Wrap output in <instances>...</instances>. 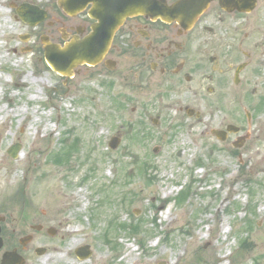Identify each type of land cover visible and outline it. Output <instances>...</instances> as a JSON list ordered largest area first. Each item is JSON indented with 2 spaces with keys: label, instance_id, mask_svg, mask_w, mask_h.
<instances>
[{
  "label": "rangeland",
  "instance_id": "374dc122",
  "mask_svg": "<svg viewBox=\"0 0 264 264\" xmlns=\"http://www.w3.org/2000/svg\"><path fill=\"white\" fill-rule=\"evenodd\" d=\"M5 38L0 65L15 69L0 78V107L25 111L0 113V211H18L25 199L47 210V229L56 230L46 234L47 254L31 264H264V150L201 135L185 114L163 112L154 125L156 102L109 69L77 66L65 84L41 50L12 53L17 42ZM29 70L45 83L27 80L9 99L5 79ZM235 171L236 185L228 180ZM65 228L90 235L64 254L53 246L70 238ZM84 245L90 255L81 259L74 252Z\"/></svg>",
  "mask_w": 264,
  "mask_h": 264
},
{
  "label": "flooded vegetation",
  "instance_id": "af4514ba",
  "mask_svg": "<svg viewBox=\"0 0 264 264\" xmlns=\"http://www.w3.org/2000/svg\"><path fill=\"white\" fill-rule=\"evenodd\" d=\"M58 1L0 0V35L17 42L12 53L44 54L47 40L63 46L89 33L92 4L79 7L70 0L67 12ZM151 4V11L120 23L98 64L82 66L109 69L130 92L156 102L154 125L163 112L185 114L201 135L237 149L264 150V0ZM76 69L61 75L65 84ZM20 201L18 211H0V264L5 252L31 264L32 256L47 254L46 234L56 231L47 229V210Z\"/></svg>",
  "mask_w": 264,
  "mask_h": 264
},
{
  "label": "water",
  "instance_id": "95a60500",
  "mask_svg": "<svg viewBox=\"0 0 264 264\" xmlns=\"http://www.w3.org/2000/svg\"><path fill=\"white\" fill-rule=\"evenodd\" d=\"M67 3L70 0H66ZM81 7L88 1L92 3L89 15L95 19L91 25V31L81 40H73L60 47L47 40L44 45V56L52 69L69 76L73 67L82 63L94 65L98 63L106 53L115 29L123 22L125 17L155 8L152 0H71ZM59 6L65 11H70L65 0L59 1ZM159 10V9H158ZM119 142L118 137H111L109 146L114 148ZM20 144L15 143L8 149L11 157H16ZM53 234V232H51ZM41 253V252H40ZM75 254L83 259L90 255L87 245L75 250ZM14 252H5L1 264H23L22 259Z\"/></svg>",
  "mask_w": 264,
  "mask_h": 264
},
{
  "label": "bare ground",
  "instance_id": "6f19581e",
  "mask_svg": "<svg viewBox=\"0 0 264 264\" xmlns=\"http://www.w3.org/2000/svg\"><path fill=\"white\" fill-rule=\"evenodd\" d=\"M12 66H13L12 71L14 72L15 63H13ZM36 71H37L36 75H40V73H41L40 71L41 70L37 69ZM27 80H30L32 83H35V84H44L45 83L43 78H41L39 76H35L30 70L24 76L16 75V76H14V78H12L10 80L6 78L5 82L7 84L8 83L10 84V82H11V85H9V87H10V92L8 94L9 95V99H12L17 94L14 89H16L17 87H24L25 86V82H27ZM13 85L16 86V87L14 88ZM38 93H39V91H38ZM30 97L37 99L38 94L33 95V96L31 95ZM16 111L17 112H23V111H25V109L23 107L18 108L16 110L14 108L6 109L5 106L0 107V113L2 114V117L8 116V115H10L12 113H15ZM2 117H1V119H2ZM50 130H53V129L48 128V126H47V130H46L47 131V136H51L52 131H50ZM19 155H20V153H19ZM24 158H25V155L22 157V160H24ZM20 163H22L21 160L16 163L14 168L15 169L18 168V166L21 165ZM51 171H52L51 168L47 169L46 173H47V178L48 179L52 177V172ZM2 179H3L2 183L12 184V183L7 182V180H9V178L7 176H4ZM228 180H229V182H232L233 184L235 183V185H236V183L238 184L237 171H235L234 173H230V176H229ZM48 190H50L51 193L54 194V189L52 187L48 188ZM235 190H236V188L234 187V185H232V187H230V191L231 192H235ZM171 193H172V189L169 190V191H166V189H165V190H163V192L161 194V198L167 199V197H169V195ZM49 194H50V192H49ZM76 194L80 195L78 192ZM57 203L54 202L53 207L56 206ZM82 206L84 207V206H86V204H82ZM167 209H168V211L170 210L169 206L167 207ZM167 217H169V215L166 216V219H167ZM222 228H223V226H222ZM64 234H66L70 238L66 242H64L62 246H60V245L53 246V250L54 251L63 252L64 254H65V252H69L70 250L75 248L77 245H79L78 243H80L79 241L81 240V238H87L90 235L89 233H86V232L82 234V232L79 229H68V228H65ZM195 239L196 238H194V240ZM190 240H192V239H190ZM130 253H131V251H128L127 255H129ZM177 254H178V251H177Z\"/></svg>",
  "mask_w": 264,
  "mask_h": 264
}]
</instances>
